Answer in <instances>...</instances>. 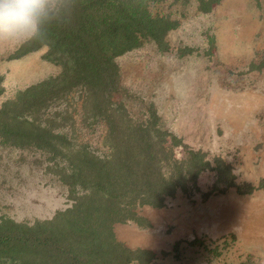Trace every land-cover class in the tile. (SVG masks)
Wrapping results in <instances>:
<instances>
[{
    "label": "trees",
    "instance_id": "1",
    "mask_svg": "<svg viewBox=\"0 0 264 264\" xmlns=\"http://www.w3.org/2000/svg\"><path fill=\"white\" fill-rule=\"evenodd\" d=\"M162 1L56 0L46 39L7 55L18 59L46 47L42 58L60 66L0 104V145L44 155L70 204L47 219L1 217L0 264H151L153 250L130 247L114 231L130 220L147 224L139 207H163L177 193L198 189L197 178L209 170L219 192L264 188V181L236 183L228 163L189 147L165 127L152 102L122 85L117 56L145 42L169 49L166 36L179 22L154 9ZM196 1L207 12L219 0ZM2 81L0 73V95ZM180 244L174 243L176 252ZM204 244L203 237L187 241Z\"/></svg>",
    "mask_w": 264,
    "mask_h": 264
},
{
    "label": "rangeland",
    "instance_id": "2",
    "mask_svg": "<svg viewBox=\"0 0 264 264\" xmlns=\"http://www.w3.org/2000/svg\"><path fill=\"white\" fill-rule=\"evenodd\" d=\"M197 5L164 0L154 6L179 22L166 36L169 49L160 52L145 42L117 56L121 83L133 97L152 102L165 127L189 147L228 163L236 183L257 186L264 181V0H219L207 12ZM185 48L190 51L181 53ZM45 50L6 59L13 49L0 47V104L60 71L42 58ZM174 152L180 157L183 148ZM44 158L0 145V218L47 219L70 204ZM216 177L204 171L198 189L177 193L163 207H139L147 224L116 223V236L130 247L153 250L151 264H264V188L219 192ZM194 237L205 244L188 246Z\"/></svg>",
    "mask_w": 264,
    "mask_h": 264
},
{
    "label": "clouds",
    "instance_id": "3",
    "mask_svg": "<svg viewBox=\"0 0 264 264\" xmlns=\"http://www.w3.org/2000/svg\"><path fill=\"white\" fill-rule=\"evenodd\" d=\"M55 2L0 0V47L14 50L46 39L43 29Z\"/></svg>",
    "mask_w": 264,
    "mask_h": 264
}]
</instances>
